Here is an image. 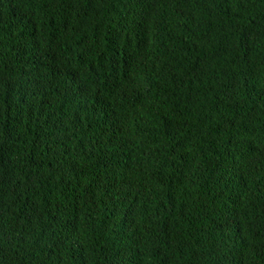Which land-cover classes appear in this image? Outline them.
<instances>
[{"label": "trees", "instance_id": "16d2710c", "mask_svg": "<svg viewBox=\"0 0 264 264\" xmlns=\"http://www.w3.org/2000/svg\"><path fill=\"white\" fill-rule=\"evenodd\" d=\"M48 2L0 0V264H264V0Z\"/></svg>", "mask_w": 264, "mask_h": 264}, {"label": "clouds", "instance_id": "9594fccd", "mask_svg": "<svg viewBox=\"0 0 264 264\" xmlns=\"http://www.w3.org/2000/svg\"><path fill=\"white\" fill-rule=\"evenodd\" d=\"M1 7L5 8L6 15L12 14L11 18L5 19V24L10 26L15 32L20 29H25L27 26L32 25L33 20L41 19L43 17L53 16V8L51 7L48 0H1ZM12 23H11V22ZM40 38V51L44 49L48 50L50 44L46 33L39 35ZM118 45V39L112 43L99 45V49L104 52V50H113ZM104 49V50H103ZM47 85V83H46ZM28 172V173H27ZM5 176L18 178L22 181V189L25 188L29 180L35 175V170L29 168V164L23 160L21 164L13 169L5 171Z\"/></svg>", "mask_w": 264, "mask_h": 264}]
</instances>
